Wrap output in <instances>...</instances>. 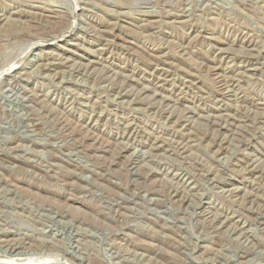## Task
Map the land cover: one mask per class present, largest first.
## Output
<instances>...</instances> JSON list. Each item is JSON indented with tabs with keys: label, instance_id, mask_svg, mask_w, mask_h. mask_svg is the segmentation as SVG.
<instances>
[{
	"label": "rangeland",
	"instance_id": "rangeland-1",
	"mask_svg": "<svg viewBox=\"0 0 264 264\" xmlns=\"http://www.w3.org/2000/svg\"><path fill=\"white\" fill-rule=\"evenodd\" d=\"M0 264H264V0H0Z\"/></svg>",
	"mask_w": 264,
	"mask_h": 264
},
{
	"label": "bare ground",
	"instance_id": "bare-ground-1",
	"mask_svg": "<svg viewBox=\"0 0 264 264\" xmlns=\"http://www.w3.org/2000/svg\"><path fill=\"white\" fill-rule=\"evenodd\" d=\"M27 7H28V6H27ZM30 7H31V6H30ZM34 7H35V6H34ZM35 9H38V7L35 8ZM31 10H32V9H29V8H28V9H27V11H29L28 13L33 12V10H32V11H31ZM41 10H43V8H42ZM43 11H44V10H43ZM50 11H51V10H50ZM51 12L53 13V11H51ZM41 13H42V12H41ZM56 13H57V12H56ZM45 14H46V13H45ZM45 14H44V15H45ZM42 15H43V14H42ZM44 15H43V16H44ZM58 15H59V14H58ZM45 16H46V15H45ZM55 16H56L55 14H53V15L48 14V18H53V20H54V18H56ZM58 18H59V16H58ZM56 21H58V20L55 19L53 22L56 23ZM68 28H69V27H68ZM28 48H29V47H28ZM13 259H14V258H13ZM13 259H12V260H13ZM12 260H11V262H13ZM15 261H16V260H15ZM15 261H14V262H15Z\"/></svg>",
	"mask_w": 264,
	"mask_h": 264
}]
</instances>
